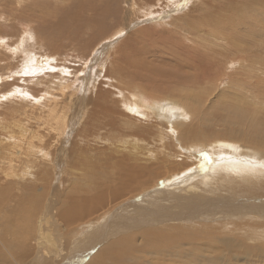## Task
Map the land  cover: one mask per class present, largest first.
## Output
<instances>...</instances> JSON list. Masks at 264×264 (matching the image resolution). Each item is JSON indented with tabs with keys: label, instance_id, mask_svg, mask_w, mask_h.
I'll use <instances>...</instances> for the list:
<instances>
[{
	"label": "rangeland",
	"instance_id": "obj_1",
	"mask_svg": "<svg viewBox=\"0 0 264 264\" xmlns=\"http://www.w3.org/2000/svg\"><path fill=\"white\" fill-rule=\"evenodd\" d=\"M73 1L74 0H20L19 4H17L15 0H0V118L3 120L2 121L0 119V143L2 147H4L3 149H6L4 151L1 149L2 147L0 145V152H3L0 153V172L2 170V174L0 173V179L2 178L0 180V185L1 187L3 185H11V183L13 185V188L11 189V200H9L8 203H4L1 207L2 209L0 210V239H3L4 242H7L8 244L12 242V235H19L17 238V243L14 245V250L18 253V256L16 257L20 258L15 264H18L20 259H22L21 263L24 262V264H31L33 261V254H31V256L27 254L26 248L28 246L24 248V246L20 243L19 238L20 234L27 233L28 228L31 227L32 229L33 225L34 229L29 230L32 235V240L30 239L28 243L29 250H31V252H34L35 249V241L33 240V237L35 239L40 237V240L42 239L44 241L43 242L41 240L43 244L45 243V239H49L48 241H55L56 238V241L52 242V245L50 244L51 241L49 242L50 247L47 245V243L44 244V246H47V249L49 248L53 251H55L54 248H56V246L53 245L57 241L62 240L63 245L61 244L59 247H61L63 250L65 249L64 245L66 246L67 244L66 236L68 231L66 230V227H62V221L57 214L59 207L62 204V200H64V193L70 190L72 185L74 187L76 183L77 185L79 184V187H81L82 183H78L76 181L79 180V176L83 175L82 170L86 174L88 172H91L92 175H94V172L95 175L98 173L102 180L109 182L111 179L110 172L114 171V169L118 170L120 173L126 171L128 167L136 168L134 167L135 165L144 168L143 172L139 171L136 174L137 179L149 180L151 178L155 186L147 190L143 198L142 195L141 198H139L140 196H137L134 197V200H132V198L127 197L130 191H126V189L132 186L130 183L131 181H126V185L124 186L121 182L122 175L120 173V177L117 178L118 184L115 185L113 192H116L123 198L126 197V199L129 201L125 199L126 201L118 200L119 202L117 204L116 201L115 204L111 203L112 205L109 207V212L111 214L114 213L113 215L104 217L100 216L101 213L99 212L95 215H92L91 219H86L83 217V223L80 220H75L77 223L75 229H79L78 231H74L75 229L72 227L76 225V223L75 225L73 224L74 220L69 224L70 226L67 227L73 230V234L71 233L72 242L73 244L75 242L77 249V253L73 258L75 261L73 264H88L89 262L93 264H110L112 260L107 258L109 261L105 262L104 256L106 253L110 252V250L112 251L114 248L122 247L123 243L119 241L118 238L125 237L129 234L135 235V241L132 245L135 248H142L145 250L146 253L143 259L144 264H156V258L151 254L153 251H170L177 248L184 249L189 245L194 249H200L204 251V253L198 254V257L193 261L194 264H264V183L255 182L257 193L255 190H253L250 192L252 194L245 193L242 194V196L237 195L236 191H231L229 194H227V191L226 194L223 193V190H220V193L218 194L211 193L210 201L214 203L215 200H220L221 203H216L217 206H225V208L222 207V209L227 211H225V215L220 214L221 216L218 217L212 216L215 214V212L211 210L209 214L206 213L209 216H207L205 219H202L206 216L203 215L208 209L206 206H211L212 203H209L207 200L204 202V200H200V198L198 199L193 197L195 193L192 191L194 190L192 188L196 186V183L199 181L198 178H196L193 182H186L184 187L181 188L176 187V185L165 188L167 183L163 185L160 183L163 181V179L159 180V178L155 177L159 170L161 171L164 167L171 166L175 163H183L184 166L187 167H193L195 165V163H190L188 162L189 160L184 158V156H189L186 154L185 141L181 139L182 137L180 136L176 138L172 136L173 133L169 134L171 124H165L164 126H161L160 129L163 131L160 134H156V127L158 125L155 122H153L152 126L148 128L146 127V124H143L142 116H135L133 114L135 110V101L133 99L134 92L141 91L154 98L174 96L178 99V101L180 99H186V103L193 107H199L201 111V113L198 111V121L195 119L187 120L184 115H179L176 111L177 117L175 122H179L181 124L176 128L181 130L182 134H185V137H188L189 140V135H193L194 131L199 133V137L197 138L199 141L201 138L205 139V135L208 137L214 135H220L219 137H224V132H231L228 134L229 137L223 141L231 139L230 141H227L226 145L230 144L232 147H234V154L242 155V153L246 151L243 145L252 146L251 149L258 152L260 149L259 144L253 142L251 138L247 139L237 129L225 128L222 123L214 122L212 119H208L205 115L207 112L212 113L213 115L222 114L221 110L215 108L217 105L223 102H235L236 96L238 95L234 84L230 83V75L234 73H240V66L237 63L232 65L230 69H227L228 71H226V75L221 80H218L215 77H207L201 84H196L195 86L190 84H179L175 86L176 81L172 79V81L168 82L167 85L162 87H154L153 89L137 88L135 86L138 83L126 85V80H123V78H126L123 76L130 71V64H128L130 60H149L152 65L158 64L157 68L163 69L164 72L169 73L172 76H180L184 78L185 76L178 73L174 67L175 64L180 63L178 60L174 59V55L177 54V50L180 54L181 52H186L194 48L195 46L193 42L197 40L201 41L206 39V43L212 40L211 34H213V31L208 26L204 27L203 24H201L205 17H208L211 23L217 21L218 24L214 23L212 25L215 27L214 29L216 31H225L234 26L238 27L237 25H241L240 27L251 25L250 27L255 28V31L256 29L260 31L264 28V10L262 12L261 8L251 9L250 7L248 8L242 6L244 5L242 2L255 0H136L134 3L131 0H120V4L117 3L119 4V7L117 5L118 9L120 10L119 13L121 12L119 25H113L114 20L111 19L110 16L105 17L103 22L93 21L94 17H92V20L87 18V20H85V17L89 16L90 12L82 8L79 9L75 14L69 12L66 21L68 23H76V28L79 26V23H77L76 20L80 15L82 28L80 30L79 38L77 40L73 39L75 36L73 33H75L76 30L74 32L72 31L73 33L71 32L72 34L70 33V36L64 35L62 38L60 37L59 52L57 51L54 53L55 51H47L46 47H48L49 44H46V47L45 45H42L44 38L41 35V28L44 29L46 26L55 24L56 14L61 10L68 11ZM13 4L19 5L18 8L22 11V14L26 18H30L34 21L33 27H28L27 29L19 25L15 27L14 30L11 27L5 28V26H8L9 24L5 20L6 16H10V11L15 9ZM83 4L84 3H82V5ZM261 4L264 8V3L261 2ZM3 11H6V14ZM41 11L45 13L44 20L38 16ZM228 16L233 18L226 20L225 18ZM182 21L184 24L181 23ZM197 23H199L198 29L194 30V28H197V25L195 26ZM185 26H187L188 29ZM189 28L192 29L189 30ZM155 29H158L160 32H157L158 30ZM203 33H206V36ZM152 35L156 37L154 38ZM163 37H165V39ZM169 38H171V41ZM158 39L162 40L160 41ZM255 39L258 41L255 44L260 45L261 50L264 51L263 38L257 36ZM164 42H166L167 45H165ZM127 43H129L130 46L127 47ZM119 47L122 48V58L118 63L119 67H116L115 61H117V57H119ZM136 48L139 49V52L138 55L133 58L134 56H132V51H135ZM164 49L168 53H166ZM256 60L264 61L263 55L259 53ZM160 63L168 65L165 67V65H161ZM256 66L258 71L255 73L257 80L254 82V86L246 87V90L240 89L242 92L240 96L247 98V101H254L246 105L247 109H250L254 105L260 111H264V65L256 63ZM116 68L123 70L118 75L122 78L114 76ZM160 81H165V79L158 76L154 79V84L157 86L159 85ZM128 86L131 87L129 88ZM250 90L254 91L255 95L253 98L248 99V97L251 96L249 93ZM16 92L23 94L25 96L24 100L29 103L27 104L24 100L22 102V100L16 96V94L18 95ZM29 100H33L34 102L36 101L37 105L34 109L33 106H31L34 102H30ZM55 104H58L57 106L59 108ZM22 105H24V108ZM186 108L189 109L188 106ZM6 110H8V112ZM61 110L63 112L66 111V114ZM22 112L25 115H23ZM50 113L53 115L55 114L56 120L55 116L53 117L54 121L52 120V114ZM141 113L143 116L146 115L145 111H142ZM233 113H236L235 109H232L231 114ZM49 114L51 115L49 118L50 121H48L49 119L47 120ZM258 114L259 113H257L256 116ZM261 118H264V114ZM9 121L11 123H9ZM47 121L49 123H46ZM16 122L19 123V125L22 124L19 128L22 127L24 129L25 126L26 133H24L25 130L23 129L17 130L18 128L16 127L19 125H17ZM12 123H15L17 126L14 127V125L11 127ZM45 123L47 127L45 126ZM183 126L186 128H183ZM62 127L63 129L61 131ZM12 128L15 133L10 131ZM51 128H55L57 132H50ZM95 128L98 129L96 133L93 132ZM36 129L40 130L41 132L39 131V133L42 135L45 132L51 133L52 135H47V138L49 136H53L50 138V140L55 142L53 143L55 145L54 151L61 152L66 156L64 158L63 156L59 157L60 162L64 161V163L62 162V167L64 169L62 171H64V174H62V171H49L51 168L47 167L49 165L48 163H46L47 165L44 164L45 161L38 159H32L31 161L29 160L31 159L28 155L30 153L29 151H31V149H28L29 141L31 142V139L32 143L35 141H33L34 137H31L33 136L31 133L35 134L34 130ZM174 130L176 131L175 128ZM141 131L143 132L142 139L144 141H139L138 143L140 146L138 149H136L134 147V143L137 140L136 132L141 133ZM22 133H24L26 136L28 133L30 134H28L27 138H25V135ZM14 134H17L18 136L17 138L15 137V139L14 136L16 135ZM168 134L169 136H167ZM19 135H21L20 139ZM166 136L167 138H164ZM160 137L163 139H160ZM22 139H24V141ZM56 139L58 140L59 144L57 143ZM62 139L66 141V146H60L59 141ZM178 139H180V142L176 141ZM27 140L28 143H26ZM199 141H196L193 145H188L187 148L190 149L192 146L195 147L196 144V146H200L201 151L206 152V148H204L203 144ZM205 141L207 140L205 139L202 142ZM26 144L28 146H25ZM17 145L20 147V149H17ZM23 148L24 150H22ZM15 152L18 154L16 155ZM78 152H81V154L83 153L81 157L78 158L81 160L79 164H84L81 171L74 170L72 167L73 163L77 160ZM258 153L259 156H261L260 152ZM5 155H7L6 158L8 160L4 158ZM83 155H87L88 158L86 156V158L84 157L83 159ZM193 155L202 158L203 161L209 160V158L202 157L204 155L201 156L200 153ZM19 157L20 159L23 157L22 160H18ZM24 157L25 160H23ZM53 157H56V154H54ZM13 159H16L17 162H11ZM3 160L6 161H4L6 165ZM7 161L9 162L7 163ZM20 161H23L24 163L22 162L23 164H19L21 163ZM10 162L12 167H10L11 165L8 166ZM38 162H42V164ZM67 162L69 163L66 166ZM37 163L39 165H37ZM4 165L10 169L6 168L8 170H4ZM69 165H71L72 168H69ZM17 166L18 168L20 166V169H18ZM29 166L31 167V170ZM32 167H34L35 170ZM46 168L47 172L52 173L51 175L48 174L49 177L48 175L45 176ZM29 176L33 177L30 179ZM41 177L45 178L43 179ZM50 177L52 178V181H50ZM194 177L195 175L188 180L193 179ZM54 178L55 180H53ZM90 179L91 178L88 180ZM45 180L50 181L48 182V185L43 184ZM1 181L4 182L2 183ZM85 181L86 180L83 182ZM8 182L10 184H8ZM87 183L86 185L88 186H91L92 184H90V182ZM32 186L34 187L33 193L30 190V187ZM92 186H95L94 183ZM44 187H46L45 190ZM21 189L23 190L21 191ZM98 190L100 189H95L94 193H99L100 191L98 192ZM165 190H167V192ZM155 192V197L152 199L149 195H153ZM69 193L70 191H68L67 194ZM94 193L91 194L93 195ZM241 193L243 192L241 191ZM35 195H37L40 199ZM251 195L253 196L252 198ZM17 196H20V202H18L19 200L17 199ZM31 196L35 197V199L37 198V202H40L41 204H37L35 202L34 205L31 203V200L30 204L28 205V201H30L29 198H32ZM43 197H46V199L44 198L46 201L43 199ZM24 200H27L25 202V206L28 207L27 210L33 213L30 217L31 219H28L27 221H25L26 215H22V212L17 210L15 207L17 202L19 203L18 206H20ZM41 200L44 202H41ZM155 200L157 202H155ZM223 200L226 203H224ZM152 201L153 203L149 204V202ZM198 202H202V204H204L202 205ZM113 205H116L119 208L116 206L111 207ZM193 205L195 207L197 205L196 209ZM183 206L184 208H182ZM13 207L15 211H19L18 214L13 210ZM33 207H35V209ZM48 207L51 211L49 209H47L48 211L46 210ZM96 207L102 210V207L99 205H96ZM107 207L108 206L105 205V210H107ZM198 208H201V210ZM236 209H240V212L243 214L237 212ZM124 210L127 211L124 212ZM202 210L204 211V213H202L203 216L200 213ZM229 211L234 214H228ZM9 212L11 215L8 214ZM44 212L46 213L44 214ZM159 213L160 216L158 215ZM45 215L50 218H46ZM194 215L196 218L193 217ZM200 215L202 217H200ZM147 218H150L153 221L155 220V222L146 223L144 220H147ZM108 219L113 221L111 222V226L122 224L123 228L116 232H111L109 230L108 233L104 232V224ZM260 219L261 221H259ZM38 220L40 222H37ZM178 220L182 223L179 224ZM71 224L73 225L71 226ZM82 224H85L86 226ZM95 224L99 226V230H93V228L96 226ZM43 226H45V228H43ZM149 227L150 229H161L160 231L163 240L162 243H159L154 238V236H152L154 241L152 243L148 242L146 234L142 231L144 229H148ZM101 228L103 229L100 231ZM43 232L45 234H49L48 238L42 236L44 234ZM65 233L67 234L65 235ZM5 234H7V236ZM62 235L63 237L60 238ZM49 236L52 238L50 239ZM8 237L10 239H8ZM172 241H174L173 245L171 246L172 248H169V245ZM140 244L141 246H139ZM219 244L225 245L227 247L225 251H227L226 253H228V255L230 253L244 255L248 250L247 248H252L253 250L251 254L253 256H248L251 259L248 261H244L241 257L236 261H231L230 256L228 258L229 261L214 257H205L206 251H211L212 248H215V251H217V249L221 247ZM69 245L70 244L68 242V246ZM39 246L40 248L41 246L43 248L42 244ZM51 246L54 248L52 249ZM21 254L23 255L20 256ZM24 254L28 255L30 258ZM4 255L8 259V263L12 264L10 263L12 259L8 257L7 253H4ZM28 258L29 260L27 261ZM123 261L124 264H132V259L129 257L125 258ZM189 262L190 259L186 257L181 263L170 260H163V262L160 261L159 263L188 264Z\"/></svg>",
	"mask_w": 264,
	"mask_h": 264
},
{
	"label": "bare ground",
	"instance_id": "obj_2",
	"mask_svg": "<svg viewBox=\"0 0 264 264\" xmlns=\"http://www.w3.org/2000/svg\"><path fill=\"white\" fill-rule=\"evenodd\" d=\"M131 1L134 3V1H136V0H131ZM15 2L17 4H19L20 0H15ZM261 2L264 3V1H260V0L246 1V2H242V3H244V5H242V6L248 7V8L250 7L251 9H258V8L260 9L261 8V10L263 12L264 8H263V5L261 4ZM82 3H84V4L82 5ZM117 3L120 4V0L119 1L118 0H84V1H82V0H74L72 2L71 6L69 7L68 11L61 10L59 13L56 14V21H55L56 23L55 24L50 25V26H46L44 29L41 28V30H40L41 31V35L44 38L43 41H42V45L43 46L45 45V47H46V44L47 45L49 44V46L46 47L47 48V51L48 50H50L52 52L55 51L54 53H56L59 50V47H60L59 39H61L64 35L70 36V33L72 31L74 32L75 30H76L75 33L72 32L73 34H75V36H74L73 39L77 40L79 38L80 30L82 28V21H81L80 15L78 16V18L76 20V22L79 23L78 28H76L77 27V24L76 23L75 24L74 23H68L66 21V18L68 16L69 12L72 13V14H75L81 8L82 9H85V10H87V11L90 12V15L85 17V20H87V19L92 20V17H94V20L93 21H95V22H103V20L105 19V17L110 16L111 19L114 20V24L113 25H115V26L116 25H119V23H120V13L121 12L119 13V11H120L118 9L119 4H117ZM117 5H118V7H117ZM14 6H15V9H13V10L10 11L11 12V15L10 16L9 15L6 16V19L5 20L9 24H8V26H5V28L11 27L14 30V28L17 27V26H19V25L21 27H25L27 29H28V27H33L34 21L32 19H30V18H26L22 14V11L18 8L19 5H16L15 4ZM8 13H9V11H8ZM189 14H188V16H189ZM198 14H199V12H198ZM38 16L41 17L43 20L45 19V13L43 11H41L38 14ZM191 16H192V14H191ZM198 18H199V16H198ZM232 18L233 17L228 16L225 19L226 20H230ZM193 19H194V17H193ZM195 21H197V20H195ZM181 23H183V21ZM186 23H188V22H186ZM214 23H217V21L211 23V21L209 20L208 17H205L203 19V21L201 22V24H203L204 27L205 26H208L213 31L212 32L213 34H211V37H212L211 38L212 39L211 41H209V42L206 43L205 42L206 39H203L201 41H198L196 39L197 41L193 42V44L195 46L194 48H192V49H190V50H188L186 52L185 51L184 52H181L180 54L178 53L179 51L176 49L177 52L176 51L175 52L177 54L174 53L175 54L174 55V59L178 60L180 63L179 64H175L174 67H175V69H176V71L178 73H180L181 75H184L185 76L184 78H182L180 76H172L171 74L164 72L163 69L157 68L158 64L157 65H152L149 60H145V61L144 60H130L128 62V64H130L129 65L130 71L127 72V74L123 76V77H126V78H123V80H126V85H130V84L132 85L133 83H138L135 86L137 88H152L153 89L154 87H162V86L167 85V83L170 82V81H172V79L176 81L175 86H177L179 84H182V85L190 84L192 86H195L196 84H201L203 82V80L205 78H207V77H215L218 80H221L226 75V71H228L227 69H230L232 65H234L235 63H237L240 66V68H239L240 71H241L240 73H237V74L234 73V74H231L230 75V79H231L230 80V83L231 84H234L235 90H237V95H238V96H236L235 102L234 103L223 102V103H220L219 105H217L215 108L221 110L222 111V114L213 115L212 113L207 112L205 115H206V117L208 119H212L214 122H220V123H222L225 128L237 129L245 138H247V139L248 138H251L253 140V142L258 143L259 144V147H260V149H259L258 152H260V155L261 156H259V153L258 152L253 151L251 149L252 146H248V145H243V147L245 148L246 151L243 152L242 155L241 154L240 155L239 154H234L233 153L234 147H232L230 144L226 145L227 144V141H230L231 139H228L226 141H223V140H225V139H227L229 137L228 134L231 133V132H224L223 133L224 134V137H222V136L219 137L220 135H214V136L208 137V136L205 135L204 138L207 140L205 142H202L203 140H205L203 138H201L200 141L197 140V138L199 137V133L196 132V131H194V134L193 135H189L190 140L188 139V137H185V134H182L181 130H179V129L176 128V127H179L181 125L179 122H175L176 117H177L176 111H177V113L179 115H184L187 118V120L188 119H195L197 121H198L197 117L199 116V112L201 113L199 107H193V106L189 105L188 103H186V99H184V100L183 99H180L178 101V99L175 98L174 96H166V97H161V98L160 97H155L154 98V97H151V96L146 95L144 92H141V91L134 92V96H133V99L135 101L134 102L135 103V110H134V113L133 114L135 116H142L143 117V124H146V127H148V128H150V126H152V123L155 122L158 125L156 127L157 128L156 134H160L163 131V130L160 129L161 126H164L165 124L166 125L167 124H171L170 129H169V134L173 133L172 136H174L176 138H178V136L182 137L181 139H183L185 141V145H186V146L184 145L185 146V150L187 152L186 154L189 155V156H184V158H186L187 160H189L188 162H190V163H195V165L193 167L184 166L183 163H175V164H173L171 166L164 167L161 171L159 170L158 173L155 175V177L156 178H159V180H162L163 179V181L160 182L163 185L165 183H167V185H166L165 188H167V187L168 188L169 187H173L175 185H176V187H180L181 188V187H184V184L186 182H188V181L189 182H193V181H195L196 178H198L199 181L196 183V186H194L192 188V189H194L192 191L195 193L193 197H196L198 199L200 198V200H204V202L207 200L209 203H212L210 201L211 200L210 199V194L211 193L218 194V193H220L219 192L220 190H223V193L226 194V191H227L228 192L227 194H229L231 191H236L237 192V195L242 196V194L250 193L253 190H255L256 193H257V188H256V185H255V182H263L264 183V158H263L264 157V125H263L264 118H261L263 116V114H264V111H260L254 105L252 107L250 106L251 107L250 109H247L246 108V105H248V103H252L254 101L253 100L247 101V98H244V97L240 96V94L242 93L240 89H245L246 87H253L254 86V82L257 80V76H256L255 73L258 71V68L256 66V63H260V65H264V61H258V60H256L259 53H261V55H263V60H264V51L261 50L260 45L255 44V43L258 42L255 39V37H257V36L262 37L263 40H264V28H263V30H260L259 31V30L256 29V31H255V28L250 27L251 25H246L248 23L245 22L246 23L245 24L246 26L240 27L241 25H237L238 27L234 26V27H231V28H229V29H227L225 31H222V30H220V31L217 30L216 31L214 29L215 27L212 26ZM196 25H197V28H194V30L195 29H198L199 23L195 24V26ZM185 27L187 28V26H185ZM148 28H150V27H148ZM192 28H189V30H191ZM155 30H158V29H155ZM164 31H162V32H164ZM170 31H171V29H170ZM154 32H156V31H154ZM157 32H160V31L158 30ZM165 33H166V31H165ZM206 33H203V34H205V36H206ZM153 34H155V33H153ZM159 34H161V33H159ZM197 34H198V32H197ZM46 36H47V38H46ZM250 37L253 38V39H251ZM163 38L165 39V37H163ZM170 39L171 38H169V40ZM199 39H200V37H199ZM158 40L161 41L162 39H158ZM155 43H156V41H155ZM157 44H158V42H157ZM162 44H163V42H162ZM164 44L167 45L166 42H164ZM168 44H169V42H168ZM126 46L127 47L130 46L129 43H127ZM168 46H170V45H168ZM187 47H190V46H187ZM163 48H162V50H163ZM168 48H170V47H168ZM170 49H172V48H170ZM121 51H122V48L119 47V49H118V56L119 57H117L118 59H117V61H115L116 62L115 63L116 67H119L118 66V63H119V61L122 58ZM138 52H139V49H137V48L135 49V51H132V54H133L132 56H134L133 58H135V56L138 55ZM166 53H168V52L166 51ZM170 54H171V52H170ZM123 60H122V62H123ZM161 65H165V67H166L168 64H161ZM161 65H159V66H161ZM122 71L123 70H121L120 68L119 69L116 68L115 69L114 76H116L118 78H122L121 76H118ZM158 76H160L163 79H165V81H160L159 85L156 86L154 84V79L157 78ZM128 87L130 88L131 86H128ZM16 93H18V95L16 94V96L20 100H22V102H23L25 96L23 94H21L20 92H16ZM249 93L251 94V96H249L248 99L253 98L254 95H255V92L252 91V90H250ZM232 96H233V94H232ZM18 98H15V99H18ZM32 101H30V102H32ZM26 103H24V104H26ZM36 105L37 104H36V101H35L31 106H33V109H34L36 107ZM55 105L57 106L58 104H55ZM26 106H28V105H26ZM187 106L189 107V109L186 108ZM22 107L24 108V105H22ZM232 109H235L236 110V113L231 114ZM6 111L8 112V110H6ZM142 111H145L146 112V115L145 116L142 115V113H141ZM63 113L66 114V111L63 112ZM257 113H259V114L256 116ZM19 114H21V113H19ZM22 114H23V112H22ZM50 114H52V113H50ZM50 114L48 115L47 120L50 118V116H51ZM23 115H25V114H23ZM54 116H55V114L54 115L52 114V120H53V117ZM55 120H56V116H55ZM48 121H50V119ZM48 121L46 123H49ZM5 122H7V121H5ZM29 122H30V120H29ZM9 123H11V122L9 121ZM46 123H45V126L47 127ZM23 124H24V121H23ZM62 124H64V123H62ZM14 125H15V123H12L11 127L14 126ZM17 125H19V123H17ZM17 125H15L14 127H16ZM20 125H22V124H20ZM20 125L18 127H16V128H18L17 130L23 129L22 127L19 128ZM174 128L176 129V131L174 130ZM183 128H186V127L183 126ZM62 129H63V127L61 128V131H62ZM23 130H25V126H24V129ZM59 130H60V128H59ZM97 130L98 129L95 128V130L93 132L96 133ZM10 131L12 133H15L14 130H13V128H12V130L10 129ZM29 131H31V130H29ZM34 131H35V134L31 133L33 135L31 137H34L33 141L35 140L33 143H32V139L28 137L29 139H31V142L29 141V147H28V149H31V151H32V152L29 151L30 153L28 155L31 158L29 160L31 161L32 159H35V160L38 159V160L45 161L44 164L48 163L49 165L47 167H50L51 168V170L48 169L49 171L54 170V171L61 172L62 170H64L63 167H62L64 161H62L63 163L60 162L59 161L60 160L59 157L60 156H63V158H64L66 156L63 155L61 152L54 151L55 145L53 143H55V142H52V140H50V138H52L53 136L52 137L49 136L47 138V135H52V134L49 133V132H45L42 135V134L39 133L40 130H37L36 129ZM53 131H56L57 132V130L55 128H51V131L50 132H53ZM137 131H138V129H137ZM149 131H150V129H149ZM177 131H178V133H177ZM24 133H26V130H25ZM24 133H22V134L25 135ZM28 134H30V133H28ZM28 134H27V136H28ZM55 134H57V133H55ZM55 134H54V137H55ZM169 134L167 136H169ZM14 135H16V136H14V139H15V137L16 138L18 137L17 134H14ZM21 135H19V139H20V136ZM58 135H59V132H58ZM27 136L25 135V138H27ZM142 136H143V132L142 131H141V133H139V132L137 133L136 132V138H137V140L134 143V147L136 149H138L139 146H140V144L138 142L139 141H144L142 139ZM167 136L164 137V138H167ZM22 138H23V136H22ZM138 138H140V139H138ZM192 138H195V139H192ZM160 139H163V138L160 137ZM22 140L24 141V139H22ZM179 140L180 139H178L176 141L178 142ZM196 141H199V142H201L203 144V147L206 148V152L201 151L200 146H198V145L196 146V144H195V147L192 146V148H190V149L187 148L188 145H193ZM59 142H60V146H66V141H64V139L60 140ZM61 142L63 143V145H62ZM19 143H21V142H19ZM26 143H28V140H27ZM57 143H58V140H57ZM0 145H1V143H0ZM224 145H226V146H224ZM20 146H22V145H20ZM25 146H28V145L26 144ZM1 147H2V145H1ZM5 147H7V146H5ZM3 148L4 147H2L1 149H3ZM18 148L20 149L19 146L17 147V149ZM3 150L5 151L6 149H3ZM22 150H24V148ZM10 151H12V150H10ZM0 153H3V152H0ZM27 153H28V151H27ZM197 153H200L201 156L204 155L202 157L209 158V160L203 161L202 158H199V157L193 155V154H197ZM15 154H16V152H15ZM25 154H23V155H25ZM54 154H56V157H53ZM77 154H78L77 155L78 156L77 157V160L76 161L73 160L75 162L74 163L72 162L73 163L72 167H73L74 170H80L81 171L83 169L84 164H79L81 160L78 159V158H80L83 153L81 154V152L80 153L78 152ZM19 155H20V153H19ZM28 155H26V156H28ZM86 156L83 155V159H84V157L86 158ZM6 157H7V155L4 156L5 159H7ZM22 158L20 159V157H19L18 160H22ZM27 158H29V157H27ZM87 158H88V156H87ZM83 159H82V161H83ZM23 160H25V157H24ZM4 161L5 160H3V162ZM8 162L9 161H7V163ZM11 162H15L16 163L17 161H16V159H13ZM11 162L8 165V166L11 165L10 167H12ZM22 162L19 163V164H23L24 163V162L23 163ZM28 163H30V162H28ZM38 163L42 164V162H38ZM38 163H37V165H39ZM68 163L69 162L66 163V166L68 165ZM5 165H6V163H5ZM31 165H33V164H31ZM46 165H45V167H46ZM69 166H70L69 168H72L71 165H69ZM134 167H136L137 169L136 168H133V167H128L126 171L120 172L121 175H122L121 182L123 183L124 186L126 185V181H131L130 182L131 185H132L131 187H133V188L129 187L128 189H126V191L127 192L130 191L129 192V195L127 197L132 198V200H134L135 199L134 197H137V196H140L139 198H141L142 195H143L142 196V198H143L145 192L147 190H149L150 188H152V187L155 186L154 183H153V181L151 180V178L149 180L148 179H146V180H138L136 174L139 171L140 172H143V169L144 168L141 167V166H136V165ZM6 168H9V167H6L5 166V168H3V169L4 170H8ZM17 168H18V166H17ZM32 168H34V167H32ZM18 169H20V166H19ZM11 170H9V171H11ZM14 170H15V168H14ZM30 170H31V167H30ZM34 170H35V168H34ZM1 172H2V170H1ZM45 172L47 173V174L45 173V176L48 175V174H50V175L52 174L51 172L50 173L47 172V168H46ZM63 172L64 171H62V174H64ZM9 173H11V172H9ZM82 173H83V175L82 176H79V180L76 181L78 183L79 182L82 183L81 184V187H79L78 186L79 184L77 185V183L75 184L74 187H73V185H72V187L70 186L71 188L68 187V188H70V190H68V191H70V193L67 194L68 191L64 193V195H65V196L63 195L64 200H62V204L63 205L61 204V206L59 207L58 214H57L58 217L60 218V220L62 221L61 222L62 223L61 224L62 227L63 226L66 227V230L68 231V234L65 233V235L67 234V236H66L67 240L65 239L67 241V244H66V246L64 245V248H65L64 250L61 249V247H59V245L62 244V240L61 239H60L61 241H57L53 245V246H56L57 249L54 248L53 246H51L52 249L53 248L55 249V251H53V250H50L49 248L47 249V246H44V244L47 243V245H49V242L51 241L50 244L52 245L53 244L52 242H55L56 241V238H55V241H53V240L48 241L49 239H45V243L43 244L41 242L42 239L40 240V237H37V239H35L33 237V240L35 241V245H34L35 246V249H34V252H31V250H29V244L28 243H29V240L31 239L32 235L29 232V230H33L34 229V225H33L32 229H31V227L28 228V232L27 233L20 234V237H19L20 238V243L24 246V248L26 246H28L26 248L27 249V254L30 255V256H31V254H33V259L31 257V259L33 260L31 262V264H73L75 262L73 258H74V256L77 253V249H76L75 242H74V244L72 242V234H73L72 231L73 230L67 228V227L70 226L69 224L72 223L73 220H74V223H73L74 225L76 223L75 220L76 221L80 220L82 222V221H84V219H82L83 217L86 218V219L87 218H90L91 219L92 218L91 217L92 215H95V214H97L99 212L101 213L100 216H104V217H107L109 215H113L114 213H113L112 210L111 211H112L113 214H111L109 212L110 211V208H109L110 205H112L113 203L115 204V201H116V204H117L119 202L118 200H125L126 199V197L123 198L122 196L118 195L116 192H113L115 185L118 184L117 178L120 177V173H119L118 170L114 169V171L110 172L111 173V179H110L109 182L102 180L100 178V176L98 175V173L96 175H95V172L93 173L94 175H92L91 172H88L86 174V173L83 172V170H82ZM41 174H44V173H41ZM62 174H61V176H62ZM5 175H7V174H5ZM194 175H195V177L193 179L188 180L189 178L193 177ZM7 176H10V175H7ZM32 177H30V179ZM48 177H49V175H48ZM53 177H54V174H53ZM41 178H43V177H41ZM55 178L53 180H55ZM89 178H91V179L88 180ZM50 179L49 180L52 181V178L51 177H50ZM34 180H35V178H34ZM84 180H86V181L83 182ZM50 181L45 180L44 182L43 181L42 182H43L44 185H48V182H50ZM13 182H16V181H13ZM87 182H90V184L91 183L92 184L94 183V185H95L94 187L95 188L92 186V184H91L92 187L90 185H89L90 187L88 185H86ZM5 184H7V183H5ZM8 184H10V183L8 182ZM3 186L1 187V185H0V210L2 209L1 207H2V205L4 203H8L9 200H11L10 197L12 196V192H11V189L13 188L12 187L13 186L12 183H11V185H7V186H4V187ZM260 186H261V184H260ZM36 188H38V187H36ZM45 188L46 187H44V190H45ZM95 189L96 190L97 189H100V190H98V192L99 191L100 192L97 193V194H95L94 193L95 192L94 191ZM22 190L23 189H21V191ZM30 190L33 193L34 187L33 186L30 187ZM175 190H176V188H175ZM178 190H181V189H178ZM12 191H14V190H12ZM165 191L167 192V190H165ZM173 191H174V189H173ZM241 191L243 193H241ZM258 191H259V189H258ZM23 193H25V192H23ZM91 193H94V194L92 195ZM155 194H156V192L153 195L151 194L149 196L153 199V197H155ZM207 194H209V195H207ZM250 194H252V193H250ZM47 195H48V193H47ZM35 196H37V195H35ZM42 196H44V195H42ZM146 197H147V195H146ZM245 197H247V196H245ZM248 197H250V196H248ZM252 197L253 196L251 195V198ZM19 198H20V196H17V199L18 200H19ZM44 198L46 199V197H43V199ZM73 198H76V199H73ZM172 199H174V198H172ZM20 200L18 202H20ZM29 200L30 201H28V205L30 204L31 200H32L31 203L34 204V205H35V202L37 204L40 203V202H37V198L35 199V197H32L31 199L29 198ZM149 200H151V199H149ZM26 201L27 200L22 201L23 203L20 204V206H18V204H19L18 202H17V205L16 206L14 205L17 210H20L22 212V215H24V214L26 215V220L25 221H27L28 219L30 220L31 219L30 217L33 214L31 211L27 210L28 207L25 206V202ZM127 201H129V200H127ZM41 202H44V201L41 200ZM155 202H157V201L155 200ZM150 203H153V201L152 202H149V204ZM216 203H221V201L220 200H215V202L212 203L211 206L210 205L208 207L206 206V208H208V209L206 210L205 213H204L203 210H202L203 212L202 211L201 212L198 211V212L201 213V215H202V213H204L203 214L204 216L206 215L202 219H205L207 216H209L207 214H209V212L211 210L213 212H215V214L212 215V216H218V217H220L221 216L220 214L225 215V213H226L225 211H227V210L222 209V207L225 208V206H222V205L217 206ZM224 203H226V202L224 201ZM199 204H202V202H200ZM96 205H99L100 207H102V210H100L99 208H97ZM105 205L108 206L107 207V210H105ZM115 206L116 205H113L111 207H115ZM119 206H121V205H119ZM158 206H159V204H158ZM198 206H200V205H198ZM37 207H39V206H37ZM196 207H197V205H196ZM196 207H195V209H196ZM234 207H241V206H234ZM33 208L35 209V207H33ZM40 208H42V207H40ZM117 208H119V207H117ZM182 208H184V206ZM47 209H49V207L46 208V210ZM203 209H205V208H203ZM13 210H14V207H13ZM199 210H201V208ZM126 211L127 210H124V212H126ZM192 211H191V213H192ZM236 211L239 212V213H242V212H240V209H236ZM15 212H17V211H15ZM18 212H17V214H18ZM52 212H54V211H52ZM182 212H183V210H182ZM45 213L46 212H44V214ZM231 213L232 212H230V211L228 212V214H231ZM8 214L11 215L10 212ZM41 214H43V213H41ZM232 214H234V213H232ZM158 215L160 216V213ZM170 215H172V214H170ZM201 215H200V217L203 216V215L202 216ZM257 215H259V214H257ZM212 216H210V217H212ZM41 217H42V215H41ZM177 217H179V216H177ZM193 217L196 218L195 215ZM46 218H50V217H47L46 216ZM46 218H44V219L47 220ZM166 219H167V216H166ZM39 220L37 222H40ZM93 220H94V218H93ZM243 220H244V218H243ZM144 221L146 223H153V222H155V220L153 221L150 218H147V220H144ZM237 221H238V219H237ZM259 221H261V219ZM111 222H113L111 219L106 220V222L104 224V226H105L104 229L101 228L100 231L103 229L104 232H106V233H108V230L111 231V232H116V231H118V230H120V229L123 228L122 224H116V225L111 226ZM239 222H240V220H239ZM44 223H45V221H44ZM178 223L180 224L182 222H179V220H178ZM190 223H192V222H190ZM73 224H71V226ZM155 224H157V223H155ZM155 224H153V225H155ZM184 224H185V222H184ZM82 225L86 226L85 224H82ZM95 225L96 226H95V228H93V230H99V226L97 224H95ZM76 226H77V223H76L75 226H72V227H74V229H75ZM79 227H80V225H79ZM160 227H158V228H160ZM43 228H45V226H43ZM47 229H49V228H47ZM156 229H150V227H149L148 229H144L142 231L143 233L146 234L149 243H152L154 241V238L159 243H162L163 242L162 236H161V231H160L161 229H159V230H156ZM78 230L75 229L74 231H78ZM138 230H140V229H138ZM39 231H40V228H39ZM5 235L7 236V234H5ZM48 235L49 234H45L44 233L42 236L48 238ZM0 236H1V234H0ZM18 236L19 235H12V237H11L12 238V242L11 243H8V244H7V242H4L3 239H0V264H9L8 263L9 261L6 258V256L4 255V253H7L8 257L10 259H12L10 263H12V264L17 263V261H18V259L20 257H16V256H18V253H17V251L14 250L15 249V246L14 245L17 243ZM152 236H154L153 239H152ZM49 237H50V239L52 238L51 236H49ZM61 237H63V235L60 236V238ZM134 238H135V235L134 234H129V235L125 236V237H119L118 240L123 243L122 247H120V248H114L112 251L110 250V252L106 253V255L104 256L105 257V259H104L105 262L109 261V260H107V258H109V259L112 260V262H110V264H122V261L125 258H128L129 257V258L132 259V261H131L132 264H144L143 259H144V256H145V253L146 252H145L144 249H142V248H135L132 245L133 242L135 241ZM8 239H10V238L8 237ZM150 239H152V240H150ZM68 242L70 244L69 246H68ZM63 243H64V241H63ZM173 243H174V241H172L170 243V245H169L170 247L169 248H172L171 246L173 245ZM40 244L43 245V248H42V246L40 248V246H39ZM37 245H38V247H37ZM139 246H141V244ZM219 246H221V247L218 248L217 251H215L216 250L215 248H212L211 251H206L205 257H207V258H209V257H212L213 258L214 257V258H217V259H224V260H227V261H229L228 260L229 256H230V260L231 261H233V260L236 261V260H238L241 257V258H243L244 261H248V260H251L248 256H253L251 254V252L253 250L252 248H247L248 250L246 251V253L244 255H242V254L239 255L237 253H230L228 255V253H226L227 251H225L227 247L225 245H221V244H219ZM49 247H50V245H49ZM223 249H224V251H223ZM199 253H204V251L203 250H200V249H194L190 245L187 246L184 249L183 248H177V249L170 250V251L158 250V251L151 252V254L156 258V264H167V263H159L160 261L163 262V260H170V261H174V262L181 263V262H183L184 258H186V257H188L190 259V262L188 264H194L193 261L198 257V254ZM22 255L23 254H21L20 256H22ZM24 255H26V254H24ZM28 255H26V256H28ZM21 258H23V257H21ZM29 258L27 259V261L29 260ZM21 260L22 259H20V261L18 262V264H24V262L21 263ZM88 264H93V263L89 262ZM123 264H124V261H123ZM228 264H230V263H228Z\"/></svg>",
	"mask_w": 264,
	"mask_h": 264
},
{
	"label": "snow or ice",
	"instance_id": "obj_3",
	"mask_svg": "<svg viewBox=\"0 0 264 264\" xmlns=\"http://www.w3.org/2000/svg\"><path fill=\"white\" fill-rule=\"evenodd\" d=\"M25 74H27V73H25Z\"/></svg>",
	"mask_w": 264,
	"mask_h": 264
}]
</instances>
